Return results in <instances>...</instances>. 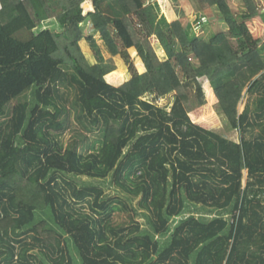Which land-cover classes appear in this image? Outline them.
I'll list each match as a JSON object with an SVG mask.
<instances>
[{
  "label": "trees",
  "instance_id": "16d2710c",
  "mask_svg": "<svg viewBox=\"0 0 264 264\" xmlns=\"http://www.w3.org/2000/svg\"><path fill=\"white\" fill-rule=\"evenodd\" d=\"M145 1L0 0V264H264V44L246 23L264 11L193 0L192 29L162 17L155 32ZM209 7L228 30L190 36L211 26ZM84 22L111 56L133 47L144 71L109 83L99 46L93 64L76 47ZM179 52L197 64L179 67ZM208 83L239 141L191 119L204 89L214 101Z\"/></svg>",
  "mask_w": 264,
  "mask_h": 264
},
{
  "label": "rangeland",
  "instance_id": "374dc122",
  "mask_svg": "<svg viewBox=\"0 0 264 264\" xmlns=\"http://www.w3.org/2000/svg\"><path fill=\"white\" fill-rule=\"evenodd\" d=\"M119 1L121 2V4L124 3L123 0H119ZM156 1L158 3V7H160L158 13L156 12V8H154L152 2L148 0L145 1L146 14L147 17L152 22L155 32L159 31L162 28V24H160L161 22L160 17L162 15L165 16L163 17L166 19V24H170L175 20H180L187 29L189 28L192 29V22L196 18L199 12L198 7L195 4L191 3V1L193 2V0H156ZM189 1L191 4L189 3ZM227 1L232 12H234L235 14H239L242 9V4L240 3V0H227ZM256 2L258 3L259 7L262 8V11H264V0H256ZM83 7L84 10H87V9H91L92 5H90V3L86 1L85 3H83ZM4 8L5 9H3L2 11L0 10V15H2L3 12L8 11L9 6ZM216 11L217 9L215 7H209L208 9H205L203 13L208 14V16H212L213 14L216 15ZM210 19L213 21L210 27L207 26V28L205 29H198L193 33L192 31H190L191 33L190 36L192 37L200 36L202 38H206L208 36V33H210L211 31L219 32V31L228 30L227 26L223 21L215 20L214 17H210ZM246 23L257 43L259 45H261V43H264L262 42L264 41V38L261 39L257 34V28L259 26H261L262 30L264 31V19L261 16H259L258 21L256 20L253 21V18H251L247 20ZM82 28H83L82 29L83 39L76 43V47L80 48L87 57L88 61L91 64H93L99 61V56H98L99 53L98 51H96V47L94 46L93 43H96L99 46L100 50L102 51L100 53V56L103 57L102 59L115 66V69L109 72L108 74H106L105 76L106 80L109 83L115 86H119L128 78H130L131 75H133V73L142 72L143 69H141L140 71V67H142V65L136 52H132L131 49H127V50H123L120 56L113 57L106 50L105 44L101 39L100 33L95 31L93 28H91L89 22L82 23ZM89 37H91L93 41H91ZM151 43L158 56L161 57L162 59L165 58V51L163 50L162 46L158 42L155 35L151 37ZM180 52L177 54V61L179 67L186 61L191 62L193 65L197 64V59L195 57H192L190 53H187V55L186 53H184V55L181 56ZM204 80L205 79L203 78H199V82H201L202 86L204 85L203 83ZM208 84H209L208 89H210V91L212 92L214 96V101L207 97L206 90L204 89L206 95V103L203 104L202 106L195 108L194 113L190 115L191 119L194 122H197L198 124L204 127L219 129L229 138L239 141L240 140L239 132L237 130L231 129L229 123H227L226 118L218 111V99L215 95L213 87L210 85V83ZM248 95H249L248 93H244L243 98L238 103L237 106L238 112H240L243 109V105L246 102ZM171 99H172L171 95L161 97L159 98L157 103L163 106L166 105ZM210 112H212L213 114V118L211 119L207 118ZM203 117H205L206 121L201 122L202 121L201 119ZM70 135L71 132L69 131V129L65 130L64 135L62 136V140L65 144L69 141ZM87 135L89 136L90 141L96 138L95 133H87ZM245 178H246V171L243 172L242 185L245 184ZM105 192L109 196L119 195L126 198L125 195L122 194L121 191H119V189L114 187L107 188ZM138 200H139L138 197L133 200L128 199V206L130 208L131 213H134L135 210L133 209H136V211L138 212L139 215L135 216V220L137 222L142 223L143 225H146L145 222L146 220L140 216V213L143 209H140L138 207L139 206ZM77 207L81 208V211L89 212V208L85 204H78ZM112 216H113V220L116 221H122L123 219L128 220L127 213L124 212L123 210L113 211ZM184 216H186V214ZM177 219L178 217H175L173 220L176 221Z\"/></svg>",
  "mask_w": 264,
  "mask_h": 264
},
{
  "label": "crops",
  "instance_id": "0c3cea01",
  "mask_svg": "<svg viewBox=\"0 0 264 264\" xmlns=\"http://www.w3.org/2000/svg\"><path fill=\"white\" fill-rule=\"evenodd\" d=\"M148 1H150V2L153 3V6H154V8H156V12L158 13L160 7H158V3H157V1H156V0H148ZM150 2H149V3H150ZM149 3H148V4H149ZM189 3H190V1H189ZM191 3H193V2L191 1ZM191 3H190V4H191ZM193 4H194V3H193ZM90 5H91V4H90ZM159 14H160V13H159ZM163 16H164V15H162L160 18H162ZM164 17H165V16H164ZM211 17H213V16H211ZM258 17H259V16H257L256 19H258ZM254 18H255V17H254ZM254 18H253V19H254ZM260 38L262 39V38H264V37H260ZM262 42H264V41H262ZM262 44H264V43H261V45H262ZM129 49H131L132 52H136V50H135L133 47H132V48H129ZM136 54H137V52H136ZM137 55H138V54H137ZM138 57H139V56H138ZM139 60H140L141 65H142V69H143L142 72H143V71H144V66H143V63H142L140 57H139ZM142 72H140V73H142ZM248 97H249V95H248ZM248 97H247V99H248ZM246 102H247V100H246ZM246 102H245V103H246ZM245 103H244V105H243V108H244V106H245ZM242 110H243V109H242ZM242 110H241V111H242ZM241 111H240V112H241ZM244 171H246V170H243V172H244ZM246 175H247V171H246ZM245 180H246V178H245Z\"/></svg>",
  "mask_w": 264,
  "mask_h": 264
},
{
  "label": "clouds",
  "instance_id": "9594fccd",
  "mask_svg": "<svg viewBox=\"0 0 264 264\" xmlns=\"http://www.w3.org/2000/svg\"><path fill=\"white\" fill-rule=\"evenodd\" d=\"M203 18H200V20H202Z\"/></svg>",
  "mask_w": 264,
  "mask_h": 264
}]
</instances>
